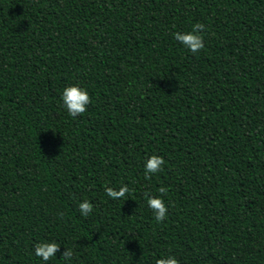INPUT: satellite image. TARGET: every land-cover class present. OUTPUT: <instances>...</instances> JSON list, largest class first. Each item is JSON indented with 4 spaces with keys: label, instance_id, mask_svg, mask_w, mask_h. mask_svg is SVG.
<instances>
[{
    "label": "trees",
    "instance_id": "1",
    "mask_svg": "<svg viewBox=\"0 0 264 264\" xmlns=\"http://www.w3.org/2000/svg\"><path fill=\"white\" fill-rule=\"evenodd\" d=\"M198 22L193 54L173 34ZM72 85L92 98L76 118ZM53 241L71 261L35 255ZM168 256L264 264V0H0V264Z\"/></svg>",
    "mask_w": 264,
    "mask_h": 264
},
{
    "label": "clouds",
    "instance_id": "2",
    "mask_svg": "<svg viewBox=\"0 0 264 264\" xmlns=\"http://www.w3.org/2000/svg\"><path fill=\"white\" fill-rule=\"evenodd\" d=\"M205 28L206 26L203 23L198 22L193 25L191 31L175 32L173 34V38L190 52L196 54L205 47L204 35L202 34ZM61 99L64 102V107L66 108L69 116L72 118L83 115L88 110V105L92 102V98L88 90L77 85L66 87L63 90ZM164 164L165 160L163 157L155 154L151 155V157L146 160L144 165L145 179L151 180L153 175L163 171ZM105 191L112 200H119L126 196V194L129 192V188L127 185H123L119 188V190H116L112 187H107ZM158 191L161 194H166L168 190L165 187H160ZM144 197L149 208L153 212L155 220L162 223L167 218L169 211L164 200L160 197L151 196L148 192L144 193ZM93 207L94 205L90 201L84 200L79 204L81 215L88 217L93 211ZM60 215L61 217L63 216L62 213ZM34 248L35 255L45 262L51 260L53 257H56L58 253H60L62 259L66 261H71L74 255V252L71 248H66V250L61 253V245L54 241L36 243ZM155 264H179V261L173 256H168L156 259Z\"/></svg>",
    "mask_w": 264,
    "mask_h": 264
}]
</instances>
